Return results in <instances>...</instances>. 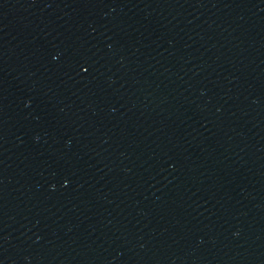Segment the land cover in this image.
<instances>
[{"label": "water", "instance_id": "water-1", "mask_svg": "<svg viewBox=\"0 0 264 264\" xmlns=\"http://www.w3.org/2000/svg\"><path fill=\"white\" fill-rule=\"evenodd\" d=\"M0 264H264V0H0Z\"/></svg>", "mask_w": 264, "mask_h": 264}, {"label": "snow or ice", "instance_id": "snow-or-ice-1", "mask_svg": "<svg viewBox=\"0 0 264 264\" xmlns=\"http://www.w3.org/2000/svg\"><path fill=\"white\" fill-rule=\"evenodd\" d=\"M82 70H83L84 72H87V71H89V69H88V68H86V67H83V66H82ZM65 183H68V181L66 180V181H65Z\"/></svg>", "mask_w": 264, "mask_h": 264}]
</instances>
